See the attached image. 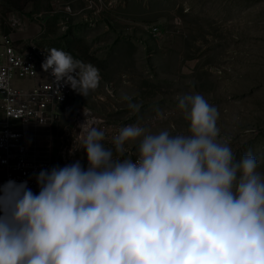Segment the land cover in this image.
I'll use <instances>...</instances> for the list:
<instances>
[{"label": "clouds", "instance_id": "9594fccd", "mask_svg": "<svg viewBox=\"0 0 264 264\" xmlns=\"http://www.w3.org/2000/svg\"><path fill=\"white\" fill-rule=\"evenodd\" d=\"M42 64L83 96L98 70L55 48ZM0 78V88L5 87ZM129 107L139 111L140 105ZM178 99L188 134L131 124L112 137L85 108L79 160L0 186V264H264V176L251 152L236 160L219 112L200 94ZM163 118V115L161 114ZM128 146V147H126Z\"/></svg>", "mask_w": 264, "mask_h": 264}, {"label": "rangeland", "instance_id": "374dc122", "mask_svg": "<svg viewBox=\"0 0 264 264\" xmlns=\"http://www.w3.org/2000/svg\"><path fill=\"white\" fill-rule=\"evenodd\" d=\"M83 4L94 24L108 22L112 38L105 59L80 60L98 70L99 82L74 100L101 120L114 159L137 154L138 141L115 153L112 137L122 127L188 134L177 98L200 94L217 108L219 138H232L236 160L251 152L264 176V0H0V23L8 32L6 13L20 11L31 20L30 36L54 42L74 27Z\"/></svg>", "mask_w": 264, "mask_h": 264}, {"label": "built area", "instance_id": "2783aa9c", "mask_svg": "<svg viewBox=\"0 0 264 264\" xmlns=\"http://www.w3.org/2000/svg\"><path fill=\"white\" fill-rule=\"evenodd\" d=\"M69 10V9H67ZM30 18L20 11L6 16L8 32L0 23V186L8 181L27 182L40 191L42 170L86 161L78 149L85 108L102 123L94 110L79 105L80 96L69 84L57 82L42 68L49 50L29 35ZM133 162L137 154L130 157Z\"/></svg>", "mask_w": 264, "mask_h": 264}, {"label": "crops", "instance_id": "0c3cea01", "mask_svg": "<svg viewBox=\"0 0 264 264\" xmlns=\"http://www.w3.org/2000/svg\"><path fill=\"white\" fill-rule=\"evenodd\" d=\"M89 9L90 6L84 5L80 11L76 12V15L79 16V20L74 22V27L70 30V26H68L69 31H65V33L61 34V36L58 34L60 32H57L54 42L48 40V36L50 35H45L44 37L43 35H40V39H38L39 41L37 40L38 44L46 49L55 48L63 51L76 61H83V58L91 62H96V59H105L106 55L110 52L108 49L110 47L109 45L112 38V31L109 26H107L108 22L97 21V24H94L93 16L89 14ZM0 16H2L1 10ZM63 18L66 21L70 20L69 17ZM87 18L90 20L87 21ZM65 24V22H61V24L58 23L57 25L59 28ZM77 46L80 47L78 48Z\"/></svg>", "mask_w": 264, "mask_h": 264}, {"label": "trees", "instance_id": "16d2710c", "mask_svg": "<svg viewBox=\"0 0 264 264\" xmlns=\"http://www.w3.org/2000/svg\"><path fill=\"white\" fill-rule=\"evenodd\" d=\"M22 9V8H21Z\"/></svg>", "mask_w": 264, "mask_h": 264}]
</instances>
